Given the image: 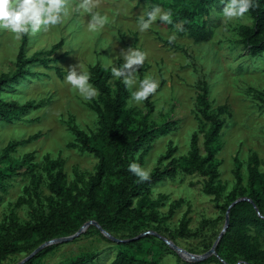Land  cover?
Wrapping results in <instances>:
<instances>
[{
    "label": "rangeland",
    "instance_id": "obj_1",
    "mask_svg": "<svg viewBox=\"0 0 264 264\" xmlns=\"http://www.w3.org/2000/svg\"><path fill=\"white\" fill-rule=\"evenodd\" d=\"M79 2L80 0H69L66 14L59 25L50 27L47 31L41 29L34 35H27L25 56L28 58L63 40V46L51 56V59L57 62L49 64L59 68L63 76L58 77L52 67L30 66L28 70L31 76L27 77V82L23 87H19L14 95L8 97L19 103H42L37 109L31 110L22 121L8 125L0 124V152L9 142L38 135L36 140L19 146L12 155L17 159L34 153L36 175L8 180L6 192L0 191V223L19 198L26 199L24 189H31L37 178V192L43 206L34 203L31 209L25 202L20 203L15 208L17 218L20 223L32 222L35 212L44 208V199L49 195L45 186L47 178L42 170L45 166V156L62 164L67 184L80 178L87 179L93 174L97 159L78 149L67 148V144L75 139L70 131L72 125L90 132L96 131L98 122L96 114L85 105L88 100L66 82L67 68L78 63L87 72L96 64L110 69L113 66L118 67L123 63L119 56L120 50L129 47L147 53L144 65L138 70V79L148 75L159 82V88L151 98L153 112L150 119L160 125L170 122L173 127L170 133L159 137L152 144L142 167L151 172L157 166H165L167 162L159 160L170 143L177 148L176 158L187 155L190 138L199 126L196 119L199 107H196L195 99L200 92L199 86L205 82L208 85V98L214 103L213 108L227 107L226 113L221 116L225 124L219 139L221 149L215 156L220 163V180L225 186L219 203H223L224 197L234 185L232 160L235 156L241 162V174L244 179L247 176V158L251 152L258 154L264 170V108L247 91L248 88L264 89V55L252 59L239 43L238 27L251 24L247 13L241 18L225 20L222 11L226 3L218 4L217 14H212L210 22L211 36L207 41L196 42L187 35L181 37L178 24L172 26L159 18L149 30L140 32L138 22L141 17H146L150 1L97 0L93 12L105 16L107 22L96 31L89 30L90 13L79 9ZM158 4L165 11L171 9L168 7L170 3L167 6L163 0H159ZM173 33L177 37L175 46L166 43ZM20 43L21 39H17L10 31H0V74H11L14 71ZM117 79L113 77L111 83ZM130 98L131 94L127 101L128 107L135 109L140 115L145 114L147 109L144 102H133L129 106ZM71 120L73 122H70ZM199 143L201 146L202 136ZM202 186V177L196 174L184 176L179 173L174 179L164 180L153 186L149 197L152 201L159 196L166 197L156 207L160 217L167 216L174 203L182 202L179 207H175L173 215L163 226L169 231L168 235L174 238L175 245L192 254L205 253L224 224V215L216 208L212 197L203 194ZM187 209V217L190 218L188 232L182 238L174 236L173 233ZM89 221L91 220L87 222ZM121 235L128 236L129 233L119 229L117 236ZM36 243L34 238L23 244L25 248H33ZM141 245H135L132 253L145 260ZM116 252L110 242L105 241L89 226L73 241L58 244L49 255L36 264H68L93 253H100L98 264H111ZM27 254L22 252L9 255L0 261V264H16ZM153 257L158 259L159 264H199L183 261L164 245L156 247Z\"/></svg>",
    "mask_w": 264,
    "mask_h": 264
},
{
    "label": "trees",
    "instance_id": "obj_2",
    "mask_svg": "<svg viewBox=\"0 0 264 264\" xmlns=\"http://www.w3.org/2000/svg\"><path fill=\"white\" fill-rule=\"evenodd\" d=\"M146 1L151 2L148 11L154 5H159V0ZM163 3L167 6L170 3L168 7L173 12L171 25L182 26V30H178L179 35L181 37L187 35L196 42H202L207 41L211 36L212 14H217L218 4H225L227 0H163ZM254 3L258 4V7L247 12L251 24L240 25L237 31L239 43L252 59L264 55V0H254ZM166 43L175 46L174 43ZM26 44L27 35L21 38L14 71L11 74H0V124L8 125L22 121L31 110L41 105L42 102L34 101L19 103L8 97L14 95V92L27 82V77L31 76L28 70L30 66L41 65L43 68H51L49 64L57 62L51 59V56L63 46V40L61 39L50 49L36 52L29 58L25 56ZM53 66L52 69L56 75L62 77L60 69ZM89 73L91 74L90 83L98 90V96L88 100L85 105L96 114L97 129L85 132L76 125H72L70 131L75 139L67 144V148L78 149L93 155L97 159L94 172L87 179L80 178L67 184L62 164L45 156V166L42 170L47 178L45 186L49 193L44 199L45 206L42 210L35 212L32 222H19L15 208L20 203L25 202L31 209L34 203L43 206L37 192L39 187L37 178L31 189H24L26 199L19 198L14 203V207L13 205L10 207L4 221L0 223V261L9 255L22 252L30 254L46 241L72 235L88 220L95 221L103 230L120 240L131 239L146 231H153L166 239L169 237L168 240L175 244L174 238L168 235L169 231L163 225L173 215L175 207H179L182 202L174 203L167 216L160 217L156 207L166 197L159 196L155 201L150 200L149 197L153 186L164 180H172L179 173L184 176L196 174L202 177L203 194L212 197L216 208L223 215L232 202L245 197L253 202L259 214L264 217V170L255 152H251L247 158L246 179L241 174V162L238 157L233 158L234 185L224 197L223 203H219L225 186L220 180V163L215 156L221 149L219 139L225 125L221 116L226 113L227 107L213 108L214 103L208 98V85L205 82L199 86L200 92L195 99L196 107H199L196 118L199 126L190 138L187 155L176 158L177 148L170 143L159 160L166 161V165L155 167L150 172V181L137 183L138 178L128 171L129 165L136 161L142 166L152 149V144L159 137L170 133L173 130L172 124L166 122L160 125L150 119L153 112L151 103L153 95L143 101L147 109L145 114L140 115L135 109L129 108L127 101L130 92L125 88L122 79L111 83L114 76L110 68L96 64L90 68ZM247 91L264 108V89L248 88ZM200 136H202L201 146ZM37 138L38 135H33L21 141L9 142L1 150L0 191L2 193L6 192L9 179L36 175L37 164L34 162V153L25 154L17 159L12 155L19 146ZM137 154H139L138 160ZM188 215L187 209L177 230L173 233L174 236L182 238L186 235L190 222ZM90 229L116 248L117 252L111 264H159L158 259L153 257L154 250L159 245L168 247L160 238L151 234L134 241L115 243L105 238L97 228L90 226ZM119 229L128 231L129 235L117 236ZM34 238L37 241L36 245L33 248L28 246L25 248L23 243ZM137 244H142L145 260H141L132 253V249ZM56 246L42 249L24 264L40 262ZM215 252L224 263L215 256H211L199 264L213 262L264 264V218L257 214L252 204L242 201L230 209L229 226L218 242ZM99 255L100 253L88 254L68 264H98Z\"/></svg>",
    "mask_w": 264,
    "mask_h": 264
},
{
    "label": "clouds",
    "instance_id": "obj_3",
    "mask_svg": "<svg viewBox=\"0 0 264 264\" xmlns=\"http://www.w3.org/2000/svg\"><path fill=\"white\" fill-rule=\"evenodd\" d=\"M96 3L97 0H80L78 5L79 9L90 13L88 28L91 31L102 28L107 22L105 16L99 12H93ZM68 6L69 0H0V31H10L17 39L25 35H34L41 29L47 31L50 27L62 23ZM256 7L258 4L254 3V0H227L222 15L225 20L241 18ZM172 16L171 9L165 11L159 5H154L146 13V18L139 19V30L140 32L149 30L157 18L171 24ZM177 28L182 30L180 25ZM176 39V34L173 33L168 37V42L174 43ZM119 56L123 59V63L118 67L113 66L111 72L114 77L122 79L125 88L129 90L131 94L129 106L133 102L142 103L155 94L159 88V82L156 79L148 75H145L143 79L137 77L139 68L147 59V53L138 48L129 47L121 49ZM65 80L86 100H91L98 95V90L90 83L91 74L84 71L79 63L67 68ZM136 159H139V154ZM128 171L138 178L137 183L148 182L151 179L150 171L136 161L129 165Z\"/></svg>",
    "mask_w": 264,
    "mask_h": 264
},
{
    "label": "water",
    "instance_id": "obj_4",
    "mask_svg": "<svg viewBox=\"0 0 264 264\" xmlns=\"http://www.w3.org/2000/svg\"><path fill=\"white\" fill-rule=\"evenodd\" d=\"M242 201L249 202L250 204H252L253 207H254V210L257 212V214L261 218H264V217H262L259 214L258 209L256 208V206L253 204V202L249 198H245V197L244 198H238L237 200H235L234 202H232L228 206V208H227V210H226V212L224 214V224L222 226V229L220 230V232H219L216 240L212 244L211 248L208 251H206L205 253H203V254H192V253H190V252H188V251H186V250L178 247L171 240H168V239H166L164 237H161L160 235H157L156 233H154L152 231H147V232L141 233V234H139L136 237H133L131 239L120 240V239H117V238H114L113 236H111L107 231L103 230L98 225V223H96L95 221L92 220V221H89V222H86L85 224H83L77 230V232H75L72 235L54 238V239H51L49 241H46V242L42 243L35 250H33L29 255H27L26 257H24L22 260H20L16 264H24V263H26L28 260H30L31 258H33L38 252H40L42 249H44L46 247L53 246V245H58V244H63V243H68V242L73 241L74 239H76L77 237H79L89 226H94L95 228H97L99 230V232L105 238H107L108 240L113 241L115 243H126V242L134 241V240H137V239H139L141 237H144L146 235L151 234V235H154V236H157L158 238H160L171 250H173V252L176 253V255L178 257H180L185 262H189V263H199V262L205 261L206 259H208L211 256H215L216 258H218V260L220 262L224 263L223 260L220 259L217 256V254L215 252V249H216V246H217L218 242L220 241V239L222 238V236L225 234V232H226V230H227V228L229 226V211H230V209L235 204H237L239 202H242Z\"/></svg>",
    "mask_w": 264,
    "mask_h": 264
}]
</instances>
